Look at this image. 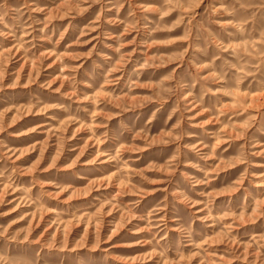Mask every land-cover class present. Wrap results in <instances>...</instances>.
Masks as SVG:
<instances>
[{
  "label": "rangeland",
  "instance_id": "374dc122",
  "mask_svg": "<svg viewBox=\"0 0 264 264\" xmlns=\"http://www.w3.org/2000/svg\"><path fill=\"white\" fill-rule=\"evenodd\" d=\"M0 264H264V0H0Z\"/></svg>",
  "mask_w": 264,
  "mask_h": 264
}]
</instances>
